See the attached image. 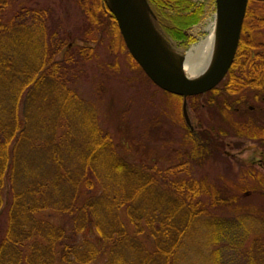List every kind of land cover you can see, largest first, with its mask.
<instances>
[{
    "label": "trees",
    "instance_id": "trees-1",
    "mask_svg": "<svg viewBox=\"0 0 264 264\" xmlns=\"http://www.w3.org/2000/svg\"><path fill=\"white\" fill-rule=\"evenodd\" d=\"M10 1L0 0V264H186L189 249L205 256L221 245L226 219L213 209L250 213L238 201L245 187L264 192V177L243 170L244 189L233 191L190 169L216 159L222 138L264 147V125L235 118L250 99L264 101V0L248 1L223 81L187 98L196 112L205 96L222 125L191 131L185 124V160L157 170L126 163L95 108L71 88L92 58L91 34L110 32L125 49L102 0H76L84 15L79 42L54 11L23 7L7 15ZM157 2L159 10L175 1ZM198 233L203 238L189 248L187 238ZM262 247L252 249L260 264Z\"/></svg>",
    "mask_w": 264,
    "mask_h": 264
},
{
    "label": "rangeland",
    "instance_id": "rangeland-1",
    "mask_svg": "<svg viewBox=\"0 0 264 264\" xmlns=\"http://www.w3.org/2000/svg\"><path fill=\"white\" fill-rule=\"evenodd\" d=\"M23 7L54 11L69 38L79 42L77 38L84 29V15L76 6V0H11L7 15ZM151 9L154 14H160L159 18L155 16L157 29L182 51L205 39L209 34L208 26L216 17L215 0H176L159 10ZM180 33H183L182 39L178 38ZM91 35L96 38L87 45L93 50L92 58L84 63L82 77L71 88L95 108L99 126L110 134L122 159L141 170L166 169L185 160L184 151L188 148L183 146V100L178 101L155 86L134 65L121 41L113 38L110 32ZM204 101L205 96L199 99L196 112L187 105L194 130H209L222 125L217 110L204 105ZM241 107L240 116L236 114L235 118L245 122L253 117L256 123L264 125V101L250 99L248 105ZM249 108L253 113H246ZM220 142L223 147L218 157L201 168L190 169V172L233 191L240 186L244 189L241 184L243 170L253 169L264 177V167L258 166V162L264 160V147L258 141L227 137ZM247 182L249 180H244L250 185ZM238 206L249 210L251 215L213 209L218 217L226 219L227 230L219 233L223 235L221 245L216 243L205 256L198 253L197 248L189 249L186 264H248L251 260L260 264V254L252 249L255 246H263L261 250L264 248V192L248 191L245 187ZM51 219L54 223L62 222L59 216ZM82 237L88 238L89 235L85 232ZM202 238V233L195 237L191 235L186 244L190 248ZM214 251L217 254L212 253Z\"/></svg>",
    "mask_w": 264,
    "mask_h": 264
},
{
    "label": "water",
    "instance_id": "water-1",
    "mask_svg": "<svg viewBox=\"0 0 264 264\" xmlns=\"http://www.w3.org/2000/svg\"><path fill=\"white\" fill-rule=\"evenodd\" d=\"M102 2L114 17L135 64L159 89L182 97V114L192 130L186 99L214 89L225 78L238 48L248 0H215L216 40L212 58L207 68L191 77L184 70L187 50H180L160 33L148 0Z\"/></svg>",
    "mask_w": 264,
    "mask_h": 264
},
{
    "label": "bare ground",
    "instance_id": "bare-ground-1",
    "mask_svg": "<svg viewBox=\"0 0 264 264\" xmlns=\"http://www.w3.org/2000/svg\"><path fill=\"white\" fill-rule=\"evenodd\" d=\"M208 33L205 39L190 47L186 52L184 70L189 77L207 68L211 61L216 40L215 22L208 26Z\"/></svg>",
    "mask_w": 264,
    "mask_h": 264
},
{
    "label": "flooded vegetation",
    "instance_id": "flooded-vegetation-1",
    "mask_svg": "<svg viewBox=\"0 0 264 264\" xmlns=\"http://www.w3.org/2000/svg\"><path fill=\"white\" fill-rule=\"evenodd\" d=\"M157 1H158V0H149L151 6H152L153 8H155L156 10H158V6H160V5L158 4ZM169 1H171V0H169ZM174 1H176V0H174ZM156 12H158V11H156ZM155 15H156V17L159 18V15H160V14L156 13ZM157 15H158V16H157ZM173 38H174V37H173ZM177 40H178V39H177ZM178 42H179V41H178ZM193 130H194V128H193L191 131H193ZM263 161H264V160H260V161L258 162V166H259V167H260V166L264 167V165H263Z\"/></svg>",
    "mask_w": 264,
    "mask_h": 264
}]
</instances>
